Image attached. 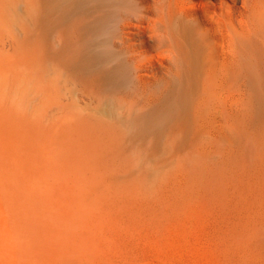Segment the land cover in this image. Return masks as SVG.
Returning a JSON list of instances; mask_svg holds the SVG:
<instances>
[{
  "label": "rangeland",
  "instance_id": "374dc122",
  "mask_svg": "<svg viewBox=\"0 0 264 264\" xmlns=\"http://www.w3.org/2000/svg\"><path fill=\"white\" fill-rule=\"evenodd\" d=\"M37 14L0 0V264H243L227 202L264 179V66H213L180 106L183 66L117 86L42 60Z\"/></svg>",
  "mask_w": 264,
  "mask_h": 264
},
{
  "label": "bare ground",
  "instance_id": "6f19581e",
  "mask_svg": "<svg viewBox=\"0 0 264 264\" xmlns=\"http://www.w3.org/2000/svg\"><path fill=\"white\" fill-rule=\"evenodd\" d=\"M37 15L39 53L52 65L117 66L108 71L117 86L144 81L152 66H168L181 85L176 68L183 66L180 106L197 75L196 109L214 98L208 91L213 66H264V0H38ZM218 103L228 113L227 103ZM161 120L147 130L157 131ZM227 203L243 264H264V179L238 181Z\"/></svg>",
  "mask_w": 264,
  "mask_h": 264
}]
</instances>
